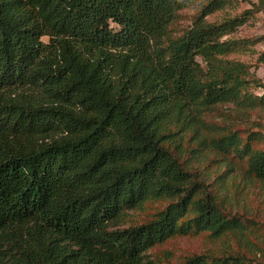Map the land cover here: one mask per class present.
Instances as JSON below:
<instances>
[{
  "label": "trees",
  "instance_id": "trees-1",
  "mask_svg": "<svg viewBox=\"0 0 264 264\" xmlns=\"http://www.w3.org/2000/svg\"><path fill=\"white\" fill-rule=\"evenodd\" d=\"M231 4L0 0V264H252L239 253L150 256L177 237L245 229L171 150L219 105L264 108V81L233 58L264 43L234 36L253 12L209 21ZM196 6L175 36L180 13ZM263 142L256 131L209 144L264 182ZM161 201L170 203L129 223Z\"/></svg>",
  "mask_w": 264,
  "mask_h": 264
},
{
  "label": "rangeland",
  "instance_id": "rangeland-1",
  "mask_svg": "<svg viewBox=\"0 0 264 264\" xmlns=\"http://www.w3.org/2000/svg\"><path fill=\"white\" fill-rule=\"evenodd\" d=\"M231 5L209 18L215 22L228 17H236L245 11L253 12V18L241 27L236 38L259 39L264 37V5L261 0H230ZM199 11L198 6L180 13L173 26L175 36H181L193 24ZM254 56H235L241 61L253 64L252 72L264 81V63L258 62L264 52V43L256 47ZM197 123L199 134L184 129L174 137L171 150L183 167L198 180L204 182L208 190L217 197L223 211L231 217L239 218L245 226L243 232L229 234L222 239H212L208 234L174 238L150 252L153 259L181 262L193 255L205 254L214 257L242 254L252 264H264V182L247 172L246 162L234 155L221 153L209 144L212 139L238 132L246 139L252 132L264 135V108L243 110L231 104L219 105L214 110L201 114ZM207 143L201 144L200 138ZM258 147L263 148L264 142ZM170 201L150 202L142 211L131 213L130 224H142L163 210ZM166 263V262H165Z\"/></svg>",
  "mask_w": 264,
  "mask_h": 264
}]
</instances>
